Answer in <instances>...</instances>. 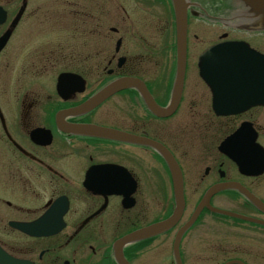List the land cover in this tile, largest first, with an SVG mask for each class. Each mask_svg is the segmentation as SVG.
<instances>
[{"label":"flooded vegetation","instance_id":"1","mask_svg":"<svg viewBox=\"0 0 264 264\" xmlns=\"http://www.w3.org/2000/svg\"><path fill=\"white\" fill-rule=\"evenodd\" d=\"M46 1L41 9L34 0H0V37L10 31L0 62L14 64L5 68L14 84L8 92L0 89V264H120L117 254L126 264H177L176 236L205 194L214 189L208 200L210 207L261 223L220 215L204 205L181 237V264H264V212L240 191H248L264 205V158L255 144L264 150V105L241 114L217 115L221 99L215 98L211 81L200 77L197 66L200 54L224 42L243 43L264 56V11L253 12L244 6L231 16L234 9L228 0H187V66L192 55L191 17L201 16L208 25H228L227 30L238 34V38H227L229 34L223 32L213 40L212 30L206 29L201 37L205 44L195 64L204 87L201 93L191 94L196 103H184V80L178 106L166 117L154 115L133 88L117 92L92 110L71 115V110L106 85L126 77L143 82L156 105L166 108L173 82L167 80L159 95L151 79L136 71L138 61L134 58L147 56V52L131 58L126 55V41L130 39L135 45L136 34L127 31L132 21L123 4L118 24L122 26L98 33L103 25L95 16L103 13L101 21L112 22L113 0H104L103 6L93 0H74L69 14L72 19L68 16L72 23L62 19L63 26L70 24L73 30L60 36V16L64 15H60V0H56L59 7L54 0ZM157 4L167 12V18L158 19L153 27H157L158 39L160 31L167 34L165 52L171 50L174 58L173 21L168 17L172 6L169 0H155ZM54 5L58 7L55 10ZM140 9L148 10L144 5ZM39 11L38 16L43 15L45 21L57 20L37 31L33 19ZM97 37L102 46L110 47L109 56L74 50L90 41L98 43ZM11 43L15 44L13 50ZM65 46L73 50L65 52ZM248 48L242 50L244 54H249ZM64 63H71L74 70L63 72L76 74L83 81L78 92L61 95L58 77L62 72L48 71ZM102 63L106 66L100 72ZM174 76L171 74V79ZM198 97L201 103H197ZM243 124L247 125L235 137ZM66 125L97 126L164 146L182 174L184 209L179 221L163 232L118 248L125 236L161 223L172 214L171 173L150 146L65 133L62 128ZM157 173L163 183L155 185ZM155 190L165 193L164 204L158 197L148 198ZM218 220L224 234L236 235H215L214 221Z\"/></svg>","mask_w":264,"mask_h":264},{"label":"water","instance_id":"2","mask_svg":"<svg viewBox=\"0 0 264 264\" xmlns=\"http://www.w3.org/2000/svg\"><path fill=\"white\" fill-rule=\"evenodd\" d=\"M174 17H175V33H176V78L173 86V92L170 104L166 108H161L152 99L144 84L133 78H121L114 81L110 85L106 86L95 96L90 98L86 103L80 106L76 110L70 111L71 114L79 112H85L96 107L103 102L109 96L125 89L134 88L142 96L148 109L158 117H166L171 115L178 106L180 101L185 66H186V35H187V2L186 0H171ZM249 7L253 12L264 11V0H239ZM22 12V11H21ZM21 12L18 14L20 16ZM3 19L0 20L2 22ZM16 21H14L15 24ZM9 33H7L3 39L0 40V50L4 46ZM242 46L239 43H225L222 45H216L208 52L204 53L199 59L200 75L206 81H211L212 89L216 97H219L222 108L216 109L215 112L221 115L238 114L245 111L252 106L264 105V56L249 52L244 54L241 50ZM212 58L214 59L212 65ZM220 67V69H218ZM224 72V75H220V72ZM69 75H61L60 79L63 80ZM223 82V84H222ZM65 132L89 134L103 138H111L117 140H128L135 144H141L150 146L155 149L161 157L166 161L171 173V179L173 184V191L175 197V208L171 216L165 221L147 227L145 229L136 231L125 236L120 242L117 243V247L121 248L126 244L136 242L142 238L152 236L154 233L163 232L174 226L180 219L184 209L183 199V185L181 172L170 155V153L160 144L151 140L131 137L125 134L116 132L111 129H105L96 126H80V125H66L62 128ZM216 190L209 191L203 198L199 207L192 215L189 223H187L177 234L174 242L175 255L177 263L180 264L178 257V247L183 232L192 224L194 219L201 211L203 205H208L210 196ZM240 191L246 196V198L252 202L258 209L264 212V205L256 197L248 193V191L241 189ZM209 207V206H208ZM210 208V207H209ZM212 211L224 214L227 216H233L252 223H261L258 220L246 218L240 215L211 209ZM120 264H126L124 260H121L120 254H117Z\"/></svg>","mask_w":264,"mask_h":264},{"label":"rangeland","instance_id":"3","mask_svg":"<svg viewBox=\"0 0 264 264\" xmlns=\"http://www.w3.org/2000/svg\"><path fill=\"white\" fill-rule=\"evenodd\" d=\"M49 1V0H48ZM56 1V0H54ZM73 1L74 0H60V15L63 12L64 15L60 16V36L61 35H65L67 36L70 31L73 30L72 26L70 24H68V27H64L62 24V19H64V21L66 22L68 19L69 14L71 13V9L73 8ZM96 2V4H100V5H104V0H93V2ZM136 3H134V5H131V3L127 0H113V6H112V10H113V21H106L104 24V21L101 19L103 18V13L102 14H96V19L99 20L100 24H102L103 26L99 27L100 32L98 33H108V29L110 26L113 27H120L122 25H118L121 21L119 19V15H121L120 13V9H121V5L123 4L124 7H127L128 10V14H129V20L132 21V23H130L131 26L128 27L127 31L129 33V35H131V33H135L136 37H135V45L136 42H141L142 40L144 41V44L142 42V45H133V43L130 41V39H127L126 41V50L127 53L126 55L129 56V58H131L130 56H134L137 57L139 55L142 54H146L147 52V56L144 57H137L134 59H137V61L139 62H135V65L137 66L136 71L140 72L141 75H143L145 78L147 79H151L150 82L152 83V87L154 89V91L159 94L162 95L163 93V89L166 87V82L167 80H172L171 79V74L173 76V72L172 68L174 67V58H172V53L171 50H169L167 53L165 52V45H167L168 43V39L167 41H165V39L167 38V34L165 36V34L163 32L160 31L161 33V38L158 39V35H157V27H153V24H156V22L158 21V19H164L165 17L167 18V12L163 11L162 7H159L158 4L155 5V0H135ZM47 1L46 0H34V3L39 5L41 7V9L45 8L46 6L43 5L45 4ZM57 2V1H56ZM233 5L235 6H240L239 5V1L238 0H233L232 1ZM58 5V2H57ZM146 6L148 8V10H141L140 7L141 6ZM165 5V4H164ZM102 6H98V10H101ZM131 6V8H130ZM53 10L57 9L59 7H56V5H54ZM137 7V8H136ZM94 8H89V11H93ZM41 11L38 12L37 15L34 14V19L35 20L33 22V24L36 26L34 27L37 31L43 28L44 30L47 29L48 24H52L53 22H55L54 20H57V17H54L51 21H45V17L43 15L38 16L39 13ZM95 12V11H94ZM102 12V11H101ZM43 14V12H42ZM38 16V17H37ZM40 17V19H39ZM71 19L72 17L69 16ZM170 18V15L168 16ZM201 17V16H200ZM200 17H191V31H190V45H191V57L189 58V65L187 66V71H186V78H185V102L184 103H196V101H192V93H201L202 89H203V84L200 82L199 77L197 76V68H196V57L198 56V54L202 51V49L204 48V44H202V39L201 37H204L206 34V29H211V33L212 35V39L215 40V38L217 37V35H220L221 33H228L229 36L227 38H238V34L235 32H232L231 28L229 30H227L228 28L224 27V26H219L217 24H206L205 21L200 18ZM38 19V21H36ZM69 20V19H68ZM51 22V23H49ZM68 22H71L70 20ZM72 23V22H71ZM229 23V22H228ZM231 23V21H230ZM172 27V26H171ZM49 28H54L53 26L49 27ZM126 28V27H124ZM69 31V32H68ZM130 31V32H129ZM64 33V34H63ZM68 33V34H67ZM197 36L198 38H194V36ZM142 38H141V37ZM116 38H114L115 41ZM98 43L92 41L89 42L88 45L86 46H80L81 48H76L74 49L75 51H79L81 54H89V56L95 55V54H100L102 53V56H109V50L110 47H104L102 46L101 43H99L100 37H97ZM172 44V43H171ZM145 45V46H144ZM10 50L15 49V44L12 45V43L10 44ZM65 52H69L72 51V47H68L65 46ZM114 48V45L112 43V50ZM148 50V51H147ZM12 54V53H11ZM7 56H10L9 54H7ZM101 56V57H102ZM149 56V57H148ZM134 64V63H131ZM133 65L132 69L135 68ZM11 66H14V64H10L7 62H0V89L4 90L5 92L12 87V85L14 84V79L11 77V75L6 73V67L10 68ZM50 66V65H49ZM106 64L102 63L99 68L98 71L102 72L103 69L105 68ZM48 67V66H47ZM74 66L71 63H64V64H60V67L57 68V66L55 67L54 65V69L51 67H49L48 71L49 72H63V71H73ZM196 68V69H195ZM156 77V79L153 81L152 78ZM8 92V91H7ZM197 96V95H196ZM4 97V96H2ZM201 97V96H200ZM198 97L197 99V103H201V98ZM4 102H7V98L4 100ZM163 180L162 177L157 173L155 175V185L156 184H160ZM159 190V189H157ZM157 190L155 191H151L149 194L150 196H148V198H153L152 196L158 197V199L160 200L161 204H164L165 202V193L163 192H157ZM262 190V189H261ZM257 192L260 194L261 191L257 190ZM262 192H264V190H262ZM214 223L217 225L215 232V235H217L218 237H222V235L224 234L222 228L221 227V222L218 221H214ZM237 232H228L226 231V233L224 234L225 236H235Z\"/></svg>","mask_w":264,"mask_h":264}]
</instances>
